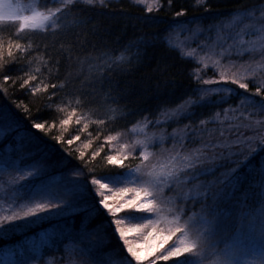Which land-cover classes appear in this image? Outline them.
I'll return each mask as SVG.
<instances>
[{
	"label": "trees",
	"instance_id": "obj_1",
	"mask_svg": "<svg viewBox=\"0 0 264 264\" xmlns=\"http://www.w3.org/2000/svg\"><path fill=\"white\" fill-rule=\"evenodd\" d=\"M158 2L159 7L157 5L148 12L146 6L133 0H105L103 3L93 2L92 5L75 0L64 5L57 13V23L61 25L57 29L22 30L15 22H0V109L7 110L13 121L20 124L0 140V174L8 170L19 174L21 169L34 161H42L48 166L44 175L28 178L27 189L20 188L21 182L17 181L15 190L21 192L20 197L31 195L46 183L48 186L63 184L62 177L72 178L76 169L84 172L80 179L88 186V194L77 201L82 211L52 217L33 227L20 228L6 237L0 236V262L8 251H23L27 256L39 250L38 264H48L49 253L59 263L65 261L70 264L73 259L75 264H90L88 257L78 250L83 245L77 231L81 221L92 212L91 207L85 206L98 205L91 181L129 170L140 160L138 152L134 151L131 155L114 158L120 159L119 165L106 161L105 157L113 156V151L110 141L104 137L128 132L132 126L144 120L161 118L164 116L162 110L174 108L192 95L197 87L192 72L201 66L192 59L182 58V51L178 47H170L172 44L168 42V36L176 28L173 25L180 22L211 24L238 13V9L242 11L260 5L264 0H207L202 7L194 6L195 0H171L170 4L169 0ZM205 8L211 11L205 12ZM181 9L185 15L176 17L174 14ZM75 20L83 23H69ZM157 37H165V40ZM141 39L148 43L140 45L139 49H128L131 53H141L132 56L130 62L111 70L100 65V60L104 59L100 53L112 57L127 55L126 46ZM100 67L104 68L103 72ZM209 71V68L202 71L200 79L204 80L202 75ZM4 76L9 79L5 81ZM26 79L27 84L24 83ZM247 84L248 92H245L228 82V86L240 94L252 95L257 84L250 79ZM34 87L37 88L35 93L32 91ZM240 99L241 95H232L224 103L197 107L194 115L176 121L168 120L162 126L165 132L171 133L173 130L181 132L186 124H191L193 128H200L201 133L215 129V139H235V135L227 131L221 135V129L226 130L231 126L229 119H224V109L237 107ZM254 99L258 102L261 97L257 94ZM73 109L75 112H72ZM245 111L240 109L239 114L228 112L227 115L237 116L233 120L235 125L241 121L247 123ZM70 112L72 115L68 116ZM217 112L221 120L198 124ZM249 115L252 121H264V113ZM65 118L68 123L60 124ZM0 122L6 126L10 124L9 120ZM33 122H43L45 128L51 122L53 127L45 135L30 128ZM29 131L36 133L38 139L30 141ZM241 131L244 136L252 137L264 133V124L250 129L242 128ZM57 135L61 136L59 144L54 139ZM73 136L76 139L68 144L67 141ZM17 143L25 147L18 151ZM258 143L254 141L252 146L256 147ZM231 146L234 155L230 158L226 156L219 162L222 167L217 168L212 176L203 177L205 180L213 179L237 168L234 161L243 160L234 173L236 184L229 189L231 197L218 206L222 211L238 204H260V171L264 168V150H257L245 160L240 153L246 152L247 148L240 144ZM27 152H31L32 156L23 158V153ZM93 152H96L95 156L91 155ZM53 177L57 179L53 180ZM110 221L111 217L106 215L105 210L92 213L88 231L103 240V246L93 255L104 257L105 264H120L119 260L104 256L111 249H117L121 257L130 261Z\"/></svg>",
	"mask_w": 264,
	"mask_h": 264
},
{
	"label": "snow or ice",
	"instance_id": "obj_2",
	"mask_svg": "<svg viewBox=\"0 0 264 264\" xmlns=\"http://www.w3.org/2000/svg\"><path fill=\"white\" fill-rule=\"evenodd\" d=\"M73 0H65V3L71 4ZM88 5L93 4V0H84ZM143 3V0H140ZM103 3V0H101ZM152 0H149V6L146 11L151 12L153 8L151 6ZM171 0H169V4ZM207 3V0H195L194 6L202 7ZM64 5H61L60 9H49L47 13L37 10L36 0H28L27 3H22L21 0H0V22L13 21L18 22L20 29H37L44 28L47 22L51 23L53 29L61 27L57 23L58 15ZM159 7V5H158ZM29 9V11H25ZM205 12L211 11L210 8H205ZM239 15L234 14V19L240 17H247L253 22L245 26L240 32L231 37L232 43L229 44L228 49L233 47L237 50V55L245 53L262 54L261 61H264V13H261L259 18L253 16L252 12L237 10ZM176 17L185 15L183 9L180 12L174 14ZM69 23H83V21L75 20L69 21ZM180 27L181 29H187V25L180 22L173 27ZM212 26H210L211 28ZM258 33L253 39L245 40L244 35H252V33ZM158 39L165 40V37H157ZM229 39L227 36H220L217 42L208 46L201 44L198 49L189 50L187 52H181L182 58L192 59L193 62L198 63L201 67L196 68L192 72L193 80L196 82L197 87L193 89L192 95L188 96L185 100L181 101L174 108L162 110L164 115L169 121H176L178 119L190 117L194 115V109L206 104L224 103L232 95H241V99L238 102L237 107L225 108L224 119L235 120L236 115L229 117L228 112L235 114L240 113V109H245L244 116L248 120L247 123L241 121L236 125L229 126L228 129H221V135H224L225 131L235 135V139L230 142H221L217 140L215 143L211 135L201 143L198 148L192 149L188 152H182L175 144L170 149H161L160 155L148 151V148L152 146L153 140L156 138L155 134L145 135L143 139L133 142L131 147L136 144L140 145V162L134 169L124 170L111 176H105L101 179L93 178L92 185H96V194L102 197L99 199L98 205L93 204L91 206L92 212L89 217H86L81 221L80 227L77 231L80 244L78 250L88 257L90 264H105V258L101 256H95L93 253L98 248L103 246V240L99 236H94L88 231V222L92 213H99L101 210H106V215L113 217L109 222L115 225L114 232L118 233L119 239L123 242V246L126 247L127 253L135 259L137 264L145 257L137 252L133 246V243L126 238L125 227H123V220L115 218L122 209H129L126 214L127 218H139L144 214H151L154 219H145L142 225H132V228L148 227V233H153V227L161 226L158 232L154 235L160 236V245L172 239V243L164 249L162 254L157 253L155 259L150 261L149 264H155L156 260L162 262H168V264H264V168L260 171V187L259 193L260 208L258 214L260 217L259 227L256 230V236L258 237L260 244L259 247L249 251L240 243L227 244L223 248L218 247V223L219 213L217 208L222 201L228 200L232 193L230 188H234L236 184V177L234 173L237 168L243 163L242 161L235 162L237 168L229 170L227 173H221L219 176H214L210 180H201V176H212L217 168L222 167V163L225 159L224 154H215L217 148H228L227 157H232L234 152L231 150V144H240L247 148L246 152H241L240 155L246 160L249 156L253 155L257 150H264V133L254 135L252 137L244 136L241 129H250L260 124H264V121H252L250 113H264V62H245L239 65L236 72H232L228 75V71L235 66V62H229L225 67L221 64L220 58L225 55L228 49L221 48L219 54L216 53V44L221 45ZM167 42V41H165ZM146 40H137L130 42L125 51L128 49L137 48L142 44H147ZM245 45L247 47H245ZM170 47H175L170 45ZM207 48L203 55H199V49ZM141 53L128 52L127 55H117L115 57L109 56L107 53H100L104 59L100 60V65L107 66L110 70L113 67L119 68L125 62H130L132 56H139ZM93 59H96L95 57ZM211 64L214 68L220 69L219 81L213 80H201L200 74L204 71L208 65ZM92 67V66H90ZM100 71L103 72L104 68L100 67ZM259 75V79L257 76ZM3 79L7 81L8 76H4ZM245 79H250L257 84L252 95H242L236 89L228 86V82L238 86V89H243L248 92V84L242 82ZM25 84L28 83L26 79ZM214 85V86H212ZM38 87V86H37ZM47 87V86H45ZM35 93L37 88H32ZM259 95L261 99L257 102L254 99L255 95ZM215 97V99H213ZM19 107V105H18ZM26 111V109H25ZM115 111V109H113ZM75 112V109L72 110ZM72 112L68 113V116L72 115ZM79 119V118H78ZM9 120L10 124L7 129L11 132L16 127H20V124L13 121L11 114L5 109H0V121ZM215 120H221L219 113L215 116L209 117L208 120H200L199 125H204L208 122ZM159 122V121H158ZM68 119L65 118L60 121V124H67ZM97 123H100L97 121ZM142 125L141 127H146ZM53 127L52 123H48V127H44L43 122H33L30 125L31 129L43 132L45 135ZM233 129L235 131L233 132ZM199 133L202 131L200 128H193L191 124H186L184 129L181 130L184 135L188 134V131ZM214 130H209L211 133ZM4 134V129L0 127V135ZM176 130H173L172 137L175 138ZM30 141L32 139H38L36 133L29 131L28 133ZM112 136H105V140H112ZM19 139V138H17ZM55 141L59 144L61 142V136L54 137ZM76 137L73 136L71 140L67 141L71 144ZM159 141L163 143L164 134L161 133ZM258 141L256 147H253V142ZM85 141V145H87ZM183 144V139H181ZM22 143L16 144V149L19 151L24 148ZM121 149H125L124 144L120 145ZM206 149L212 151L210 156ZM79 151V150H78ZM99 151V149H97ZM83 156V153H80ZM96 155V152L91 154ZM32 156L31 152L23 153V158H29ZM106 161L119 165L120 159H114L112 155L105 157ZM7 164V159L5 160ZM15 166V165H11ZM32 171H25L23 175H17L15 179H10L8 183L16 184L17 181L20 188H28V178H37L45 174L47 171V165L42 161H34L28 165ZM19 171V170H18ZM136 173L135 183L129 187L118 189L121 196L125 193L131 195V199H124L119 206H115L108 203L109 197L104 195V189L108 188V184L103 183L102 180L107 179L110 183H120L121 177H128ZM84 176V172L80 169L73 171L72 178L62 177L63 185H58L55 188H49L48 184H44L38 191H33L31 195L27 197L24 203L19 205L15 204L16 199H24L16 194L13 195L14 203L9 205L7 212L11 214H0V236H7L9 233L14 232L20 228L27 227L39 220H44L50 216L62 217L67 212L73 214L82 211L83 208L77 206V201L84 195L88 194V186L80 178ZM53 180L57 179L55 177ZM195 181L193 184L192 182ZM174 187L176 189V196L173 201H169L163 196L165 187ZM55 200L57 203H52ZM179 200L181 203L176 204L174 201ZM188 200L200 204V208L195 212H190L186 215L185 202ZM171 204V206H169ZM102 206V207H101ZM244 214L242 213V216ZM255 220V217L252 218ZM251 223V222H250ZM254 227V225H253ZM166 233V234H165ZM63 235V233H60ZM85 241L87 243H85ZM150 250L145 255H152ZM9 259L0 264H32V258L24 254L23 251H8L5 253ZM105 257L110 256L120 261V264H130L126 257H121L119 250L111 249L109 253L104 254ZM179 258V259H172Z\"/></svg>",
	"mask_w": 264,
	"mask_h": 264
},
{
	"label": "rangeland",
	"instance_id": "obj_3",
	"mask_svg": "<svg viewBox=\"0 0 264 264\" xmlns=\"http://www.w3.org/2000/svg\"><path fill=\"white\" fill-rule=\"evenodd\" d=\"M75 1V0H73ZM77 1H84V0H77ZM105 1V0H103ZM137 3H141L140 0H133ZM13 2H16V0H13ZM22 3H27L28 0H21ZM93 2H101V0H93ZM37 3V10L43 11L47 13L49 9L55 10L60 9L61 5H66L65 0H36ZM158 0H152L151 6L156 7L158 5ZM144 6H149V0H143ZM26 12L29 11V9L25 10ZM247 12H252L253 16L256 18H259L261 16V13H264V2L260 5L254 6L252 8L242 10ZM236 15H239V13H236ZM9 22V21H8ZM13 22V21H10ZM253 21L247 17H240L239 19H234V15H231L227 18H222L216 22H213L211 24H205V25H191L186 24L187 29H181L180 27L173 28L168 36V42L172 45L178 47L181 51L187 52L189 50L198 49V46L201 44L211 46L213 43L217 42L218 37L220 36H227L229 39H227L223 45L217 43L216 44V53L219 54L221 51V48L228 49L229 44L232 43L231 37L235 35L236 33L240 32L242 29H245L246 25L251 24ZM16 25L19 28L18 22H15ZM210 26H212L210 28ZM51 23L47 22L45 24L44 28H37V29H29V30H46L51 29ZM20 29V28H19ZM28 29V28H25ZM23 30V29H22ZM258 33L253 32L252 35H244L245 40L253 39ZM245 47H247L245 45ZM207 48H201L199 49V55H203L205 51H207ZM262 54L260 52L256 53H245L237 55V50L235 47L228 49V51L225 53L223 57H219L221 64H223L225 67L228 66L229 62H235V66L232 67L228 71V75H231L232 72H236L239 68V65L245 63V62H264L261 61ZM210 69L208 74H203L202 78L213 80V81H219V71L220 69L214 68L211 64L208 65ZM259 75L257 76V79H259ZM249 79H245L242 82L247 83ZM214 86V85H212ZM159 121V122H158ZM168 121V119L165 116H162L161 118L151 121V120H144L142 122H139L132 126L128 132H125L123 134H117L112 136V140H110V144L112 146L113 151V158H118L119 156H125V155H131L133 152L140 151V145L136 144L134 147H131L133 145L134 141L143 139L144 136L147 135H153L155 134L156 138L152 142V146L148 148V151L156 153L157 155H160L161 149H170L175 144L178 148L181 149L182 152H188L192 149L198 148L202 142H204L209 135H211L213 142L215 143L217 140L221 142H225V140L221 139H215V129L211 133L207 131L206 133H192L190 134V130L188 131L187 135H184L183 132H176L175 138L172 137L173 132L167 133L164 130V126H162L163 123ZM228 123L230 125H235V122L233 120H229ZM234 123V124H233ZM142 125H147L146 127H141ZM228 126V125H227ZM225 126V127H227ZM0 127L4 129V134L0 135V140L7 135V133H10L7 131L9 126H6L4 122H0ZM229 127V126H228ZM164 134V141L161 143L159 141L160 134ZM202 138V139H201ZM181 139H183V144H181ZM193 139H195V142H193ZM233 139H227V142L232 141ZM124 144L126 146L125 149H121L120 145ZM232 150V146H231ZM205 151L208 152V154L211 156L213 153L211 150L206 149ZM229 149L226 148H217L215 150L216 155H220L221 153L224 154V157L227 156ZM140 157V155H139ZM141 159V158H140ZM140 162V160H139ZM138 162V163H139ZM221 162V161H218ZM137 163V164H138ZM136 164V165H137ZM134 165L130 169H134ZM25 171H32L31 168L28 166L21 169L18 173H14L12 170H8L5 172V174H0V214H11L10 212H7V209L9 205H13V195L16 194L17 196L20 195V191L15 190L16 184H10L8 181L10 179H15L17 175H23ZM137 174L133 172L131 176L128 177H121L120 183H110L109 180H102L103 183L108 184V188L104 189V195L109 197L108 203H111L115 206H119L120 203L123 202L124 199H131V195L125 193L123 197L121 196V193H119L118 189L129 187L130 185L135 183V176ZM204 176H201V180H205L203 178ZM30 179H35L31 178ZM193 184L195 181L192 182ZM59 185V183H58ZM63 185V184H60ZM56 186H49V188H55ZM93 194H95L99 199V195L96 194V185L92 186ZM95 190V191H94ZM95 192V193H94ZM29 196V195H28ZM23 197L24 199H16L15 204L19 205L20 203H24L27 197ZM163 196L167 198L169 201H173L176 196V189L174 187H165ZM20 197V196H19ZM57 201L53 200L52 203H56ZM176 204L181 203L179 200L174 201ZM171 206V204L169 205ZM102 207V206H101ZM186 211L183 213L184 215L195 212L200 208L199 203H195L193 206V201L188 200L185 202ZM260 208V204L257 205H237L235 207L231 206L228 208H225L224 211L220 210V208H217V212L219 213V223H218V247L223 248L227 244H234V243H240L244 247H246L249 251L253 250L256 247H259L260 241L258 237L256 236V230H258L260 217L258 214V210ZM106 211V210H105ZM129 209H122L120 213L117 214L115 218H119L123 220V227H125L126 232V238L129 239L135 248L137 252H139L142 256L145 258L142 259L140 262H144L145 264H149L150 261H153L155 259V256L157 253L162 254L164 249H166L171 243L172 239H169L166 241L163 246L160 245V236L154 235L153 233L158 232L160 230L161 226H155L153 227V233H148V227L145 226L143 228H132V225H142L143 221L145 219H154V216L151 214H144L140 216L139 218H127V213L129 212ZM71 213V212H67ZM65 213V214H67ZM242 213L244 214L242 216ZM52 217H58V216H50ZM111 217V216H110ZM255 217V220L253 221L252 218ZM46 218V219H49ZM44 219V220H46ZM113 217H111V220ZM39 220L36 223H33L29 225L30 227H33L35 225H38L41 221ZM251 222V223H250ZM114 225V224H113ZM254 225V227H253ZM115 228V225H114ZM166 234V233H165ZM118 235V233H117ZM6 237V236H5ZM119 237V235H118ZM122 242V241H121ZM123 244V242H122ZM124 249L127 253V249L124 246ZM150 250L152 251V255H145ZM35 253L27 255L28 257L32 258V264H38L37 259L40 257V251L37 250L34 251ZM35 254V255H34ZM128 257L130 259V262H135V259L131 257L129 253ZM48 256V264H68L60 262H56L54 259V255L49 253ZM9 259V257H4V260L2 262H5ZM172 259H179V258H172ZM76 261L73 259L70 260V264H75ZM155 264H168V262H162L159 260L155 261Z\"/></svg>",
	"mask_w": 264,
	"mask_h": 264
}]
</instances>
